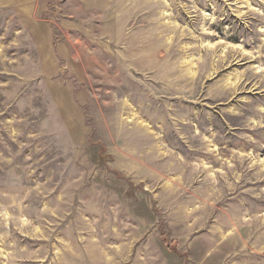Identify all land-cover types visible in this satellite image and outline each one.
Segmentation results:
<instances>
[{
	"label": "rangeland",
	"instance_id": "obj_1",
	"mask_svg": "<svg viewBox=\"0 0 264 264\" xmlns=\"http://www.w3.org/2000/svg\"><path fill=\"white\" fill-rule=\"evenodd\" d=\"M0 264H264V0H0Z\"/></svg>",
	"mask_w": 264,
	"mask_h": 264
}]
</instances>
